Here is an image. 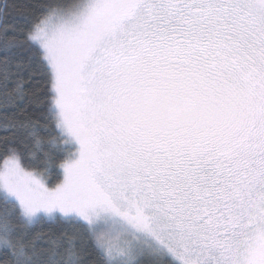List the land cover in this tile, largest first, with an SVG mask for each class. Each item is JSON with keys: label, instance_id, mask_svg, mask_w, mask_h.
<instances>
[{"label": "snow or ice", "instance_id": "6c2138e0", "mask_svg": "<svg viewBox=\"0 0 264 264\" xmlns=\"http://www.w3.org/2000/svg\"><path fill=\"white\" fill-rule=\"evenodd\" d=\"M0 264H264V0H0Z\"/></svg>", "mask_w": 264, "mask_h": 264}, {"label": "trees", "instance_id": "16d2710c", "mask_svg": "<svg viewBox=\"0 0 264 264\" xmlns=\"http://www.w3.org/2000/svg\"><path fill=\"white\" fill-rule=\"evenodd\" d=\"M11 2H13V0H9V3H11ZM15 2H16L17 4H21V5H22V4H26V3H28V2H34V0H15ZM22 11H25V9H23V8H17V9L15 10L16 13H20V12H22ZM37 231H38V232L47 233V232L49 231V229L45 226V227H43V228H38Z\"/></svg>", "mask_w": 264, "mask_h": 264}]
</instances>
